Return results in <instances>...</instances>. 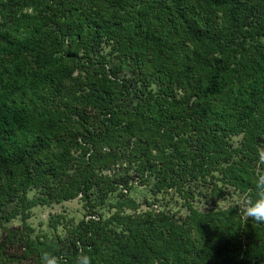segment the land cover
<instances>
[{
	"label": "trees",
	"instance_id": "trees-1",
	"mask_svg": "<svg viewBox=\"0 0 264 264\" xmlns=\"http://www.w3.org/2000/svg\"><path fill=\"white\" fill-rule=\"evenodd\" d=\"M260 147L264 0H0V264H264Z\"/></svg>",
	"mask_w": 264,
	"mask_h": 264
},
{
	"label": "rangeland",
	"instance_id": "rangeland-1",
	"mask_svg": "<svg viewBox=\"0 0 264 264\" xmlns=\"http://www.w3.org/2000/svg\"><path fill=\"white\" fill-rule=\"evenodd\" d=\"M30 197L32 193H29ZM34 194V193H33ZM132 196L137 200L141 201L144 196V191L136 190L133 192ZM242 199L235 198L233 200L227 201H220L219 204L223 207H227L230 204H239ZM84 209L82 207V203L78 200H72L68 202H63L61 204H54L51 206H38L34 207L31 210V217L27 220V223L34 228L35 233L46 234L47 238L41 237V246L39 247L42 251H49L55 244V241H51V232L48 228V221L51 215L55 216L58 214L63 215L64 220H70L73 224H76L83 216H84ZM59 221V229L58 232H62L61 222ZM20 221L18 219L13 220L9 225L11 226H18L20 225ZM44 241V243H42Z\"/></svg>",
	"mask_w": 264,
	"mask_h": 264
},
{
	"label": "clouds",
	"instance_id": "clouds-1",
	"mask_svg": "<svg viewBox=\"0 0 264 264\" xmlns=\"http://www.w3.org/2000/svg\"><path fill=\"white\" fill-rule=\"evenodd\" d=\"M257 156V169L253 179L256 188L255 198L246 195L237 207L238 214L245 221L251 219L257 224H264V147L257 149ZM41 264H59V258L52 252L42 251ZM74 264H92V259L81 252L75 257Z\"/></svg>",
	"mask_w": 264,
	"mask_h": 264
}]
</instances>
